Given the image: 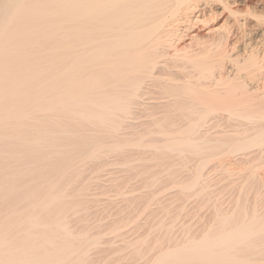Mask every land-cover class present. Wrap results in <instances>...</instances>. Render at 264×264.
Segmentation results:
<instances>
[{"label":"bare ground","instance_id":"6f19581e","mask_svg":"<svg viewBox=\"0 0 264 264\" xmlns=\"http://www.w3.org/2000/svg\"><path fill=\"white\" fill-rule=\"evenodd\" d=\"M0 264H264V0H0Z\"/></svg>","mask_w":264,"mask_h":264}]
</instances>
